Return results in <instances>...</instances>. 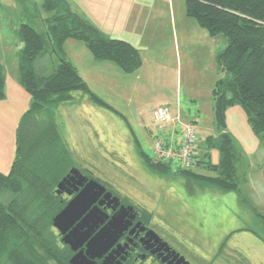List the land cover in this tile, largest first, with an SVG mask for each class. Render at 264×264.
Wrapping results in <instances>:
<instances>
[{"label": "rangeland", "instance_id": "rangeland-1", "mask_svg": "<svg viewBox=\"0 0 264 264\" xmlns=\"http://www.w3.org/2000/svg\"><path fill=\"white\" fill-rule=\"evenodd\" d=\"M67 2L105 34L136 44L142 65L138 72L125 73L112 81L113 72L109 73L107 64L92 58L91 53V62L83 56L87 50L84 43L66 40L68 58L91 91L111 108L92 104L80 91H73L74 100L39 114L41 123L52 116L76 166L150 211L167 239L194 264H264V241L257 235L263 226L255 215L258 211L264 216V135L251 130L239 104L226 109V129L240 155L236 161L238 192H223L181 174L160 175L144 163L133 143L134 135L141 150L157 159L155 141L163 138L172 125H161L152 111L166 106L170 115L180 114L182 121L196 126L200 148L209 152L211 163L218 162L219 151L208 146L206 137L218 134L212 89L217 79L226 76L216 61L226 38L210 36L188 16L185 0ZM41 3L0 0V61L9 94L3 98L7 104L2 109L13 108L18 121L31 98L25 90V98L15 90L16 82L10 87L12 78H16L17 50L21 46L16 30L21 23H28L44 31L47 13ZM55 63L49 54L42 55L35 63L36 70L49 72ZM136 75L139 78L135 80ZM7 132L5 128L0 134L3 153L9 146ZM171 167L174 169L175 164ZM192 170L215 174L202 166Z\"/></svg>", "mask_w": 264, "mask_h": 264}, {"label": "trees", "instance_id": "trees-1", "mask_svg": "<svg viewBox=\"0 0 264 264\" xmlns=\"http://www.w3.org/2000/svg\"><path fill=\"white\" fill-rule=\"evenodd\" d=\"M41 6L47 13L44 31L28 23H21L16 30L21 42L17 78L31 99L16 127L10 168L8 172L0 170V264H70L73 251L61 241L52 223L68 197L57 194L55 187L72 167L101 181L76 166L53 117L49 115L45 123L37 117L51 107L74 100L73 91H80L93 104L111 108L91 91L67 58L65 41L84 43L95 60L111 62L124 73L142 65L136 46L105 34L73 11L67 0H42ZM185 8L186 14L210 36L226 38L216 56L226 76L217 79L212 89L218 134L206 137L208 146L216 147L220 157L217 163H211L209 152L198 143L200 157L195 165L215 174H198L193 167L173 169L170 162L154 160L141 150L133 135L134 147L144 163L160 175L181 174L223 192H238L236 161L240 155L226 129V109L239 104L251 130L264 135V0H185ZM46 54L56 63L49 72L38 73L35 63ZM4 97L5 74L0 61V100ZM255 215L263 226L257 235L264 241V216L258 211Z\"/></svg>", "mask_w": 264, "mask_h": 264}, {"label": "flooded vegetation", "instance_id": "flooded-vegetation-1", "mask_svg": "<svg viewBox=\"0 0 264 264\" xmlns=\"http://www.w3.org/2000/svg\"><path fill=\"white\" fill-rule=\"evenodd\" d=\"M81 173L86 180L92 178L84 172ZM100 183L105 186V191L119 198V203L115 206L102 196L97 198L93 205L101 210L103 217L101 222H97L88 240L107 225L112 216L122 207L125 208L122 219L125 226L116 233L113 242L101 255L94 257L93 260L97 264H194L185 252L167 239L161 226L153 221V214L150 211L140 204L130 202L126 197L109 188L105 182L100 181ZM76 187L78 190L81 189V186L77 184L69 185L67 188L72 193L63 191L60 194L68 197L69 200L75 195ZM61 237L60 234V239ZM85 244L86 241L79 249L85 250Z\"/></svg>", "mask_w": 264, "mask_h": 264}, {"label": "water", "instance_id": "water-1", "mask_svg": "<svg viewBox=\"0 0 264 264\" xmlns=\"http://www.w3.org/2000/svg\"><path fill=\"white\" fill-rule=\"evenodd\" d=\"M75 184L81 186V189L74 188L75 195L53 217L52 223L61 234L62 242L68 244L74 251L69 259L70 264H97L93 260L94 257L100 256L113 242L116 233L125 226L122 220L125 208H120L109 223L88 240L97 222H101L103 217L101 210L93 203L102 196L117 206L119 198L105 191V186L97 180L92 178L86 180L76 167L69 169L68 173L57 183L55 192L57 194L63 191L72 193L67 187L75 186ZM85 241V250L79 249Z\"/></svg>", "mask_w": 264, "mask_h": 264}, {"label": "built area", "instance_id": "built-area-1", "mask_svg": "<svg viewBox=\"0 0 264 264\" xmlns=\"http://www.w3.org/2000/svg\"><path fill=\"white\" fill-rule=\"evenodd\" d=\"M152 113L161 125H172L168 135L155 141L153 151L157 157L155 160L175 164V169L194 167L200 157L196 126L182 121L180 114L170 115L166 106H157Z\"/></svg>", "mask_w": 264, "mask_h": 264}, {"label": "crops", "instance_id": "crops-1", "mask_svg": "<svg viewBox=\"0 0 264 264\" xmlns=\"http://www.w3.org/2000/svg\"><path fill=\"white\" fill-rule=\"evenodd\" d=\"M108 35H110V33ZM223 43H226V41H223ZM65 46H66V44L64 45V51H65V54L67 56V52L65 50ZM135 46H137V45L135 44ZM82 50L84 51V49H81V51ZM85 52H86V54H84V52H82L83 56L86 57V55H87V60L91 62V57H90V54H89L90 53L89 50L87 49V50H85ZM67 58H68V56H67ZM100 63L107 64L105 66L109 69V73L113 72L112 81L116 77L123 78L125 73L122 72L120 69H117L118 67L114 66L113 63L107 62V61H100ZM92 65L95 66L96 64L94 63ZM134 72H138V70H135ZM127 74H129V73H127ZM130 74H134V73L131 72ZM105 78H106V75H105ZM138 78H139V75L134 76L135 80L138 79ZM112 81H111V83H112ZM14 83L17 85L15 90L17 92H19V94L23 95V97L25 98V96H26V95H24L25 91H24L23 87L20 85V83L18 81L17 73H16V78H12V82L10 84V87H12V85ZM108 84H110V80H108ZM6 85H7V78L5 76V87H6ZM5 92H6L5 94H6V98H7V96L9 95L8 94V90L7 91L5 90ZM6 102H7L6 99L5 100L4 99L0 100V134L2 132L4 133L5 128H7L8 132L5 135L6 136L5 141L7 143H9V146H7V149L5 150L6 152L4 151V153L2 152V144L0 143V170L4 171V172H6L7 169L9 168V165L11 164V161L13 160V157L15 155V149H14L15 145H13V143H15V136H14L15 130H16L15 127L18 124V122H17L18 118L15 115V111H13V108H7L5 111L2 109L4 106H6V104H7ZM165 135H168V133L166 132Z\"/></svg>", "mask_w": 264, "mask_h": 264}]
</instances>
